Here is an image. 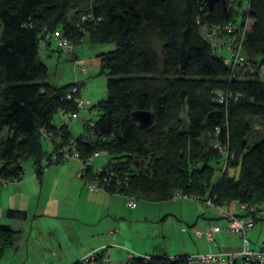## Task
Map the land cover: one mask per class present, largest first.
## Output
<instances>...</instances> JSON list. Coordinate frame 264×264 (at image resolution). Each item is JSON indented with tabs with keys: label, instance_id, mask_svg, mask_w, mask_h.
Wrapping results in <instances>:
<instances>
[{
	"label": "trees",
	"instance_id": "obj_1",
	"mask_svg": "<svg viewBox=\"0 0 264 264\" xmlns=\"http://www.w3.org/2000/svg\"><path fill=\"white\" fill-rule=\"evenodd\" d=\"M227 22L235 24L233 37L242 34L240 52L249 65L264 63V0H217L210 9L205 0H0V131L7 130L0 137V178L19 177L25 159L36 172L65 161L50 154L72 138L81 158L105 151V167L126 176L118 183L121 193L163 200L179 191L220 206L236 202V211L239 202L264 199V74L225 63L201 34L202 25ZM55 31L70 42L66 51L84 33L92 43L114 45L99 53L105 96L91 101L92 136L85 140L64 121L52 120L57 109L72 118L74 104L65 94L71 85L77 94L82 83L47 80L38 44L54 41L60 49L49 36ZM219 89L229 93L226 102L216 100ZM136 109L149 110L151 123L139 125L131 114ZM40 128L51 137H43ZM198 137L208 138V145ZM42 138L49 148L42 149ZM214 140L226 151L219 152ZM212 159L222 162L215 178ZM89 173V179L100 177ZM111 186L101 190L113 193ZM4 215L22 219L26 211L8 206ZM254 215L253 225L264 221ZM18 234L0 224V251L14 245ZM143 253L148 257L126 256V264H186V253ZM77 259L70 264H80ZM238 263L240 258L215 264Z\"/></svg>",
	"mask_w": 264,
	"mask_h": 264
},
{
	"label": "rangeland",
	"instance_id": "obj_2",
	"mask_svg": "<svg viewBox=\"0 0 264 264\" xmlns=\"http://www.w3.org/2000/svg\"><path fill=\"white\" fill-rule=\"evenodd\" d=\"M156 43L157 42L155 41V44ZM113 47L114 45L112 42L92 43L89 41L87 34L84 33L83 38L73 44V48L71 51L55 49L54 41H52V46L50 49L51 52L49 53V55L46 56L42 51H40L39 57L47 65V79L49 81H52L55 84H66L75 82L77 81V79L82 80V83L79 87L80 95L89 97L92 103H94L98 99L105 96V75L100 71L101 67L99 53L108 49H112ZM80 65L84 67V72H80L78 70ZM179 114L182 119V124L185 125V105H182ZM86 116L87 113L78 110V114L75 117L69 118L66 112H61L60 109H57L52 113V120H54V122L57 124H60L62 121H64L68 126L69 132L76 136L79 133L80 120L82 118H85ZM6 133L7 130L5 127H3V129L0 131V137H3ZM198 139L200 141V144L204 141H206V144L208 142V138L204 139L203 137H198ZM40 143L42 149L49 148V145H47L46 140H44L43 138L41 139ZM106 158L107 156L105 154L98 155L94 158V164H103ZM73 163L74 162H72L71 160H65L62 162L57 161L55 162V165L66 164V169L72 170L74 168ZM211 164L213 166V177L215 178L217 177L219 169L222 165L221 159H212ZM22 165L23 169L28 166H30L31 169L33 168L32 162L29 159H25ZM226 170L227 172H230L231 169L227 167ZM236 171L237 165H235L234 167V172ZM50 174H52V172H50L49 175ZM64 178L65 177H63L62 179L64 187L63 190H61V193L64 195L62 204L65 210L67 211L82 209L83 200H80V198L75 195L76 189L73 182L67 183V180H65ZM74 179H72V181ZM76 179L81 184L82 181L78 173H76ZM122 199H124V197ZM124 203L125 199L122 201L121 207H115L116 209L121 210L120 216L122 217L123 221V224L119 225L120 230L118 233L122 236V238L120 239L121 242H124L125 245H120L128 250L135 251L136 253L145 251L146 253L155 254L156 248L154 246L159 245L170 253H189L211 250L217 248L218 246L224 247L225 245H230L232 243V236L223 229H221L219 232L213 233V240L215 241L214 244L212 243V241H207L202 235L195 236L193 234V232L191 231V225H193L194 227L203 228L206 221L218 220L215 219L216 215L214 216V218L206 219L208 218V216H210L211 212L214 211V208L208 206L201 200H195L182 196L177 198H167L163 200L138 198L136 199L135 204L143 209L144 215L141 220L133 224L131 227H128L126 222V219L128 218L126 213L128 212V208H126V205ZM14 204H17L16 200ZM123 205L124 208L122 209ZM73 206H78V208L74 209ZM221 206L227 207L226 204H223ZM133 233L135 234L133 235ZM125 235H127V237H132L133 235L132 240L136 243V245H134V248L127 240H124L123 236ZM245 235L248 238L247 241L253 245H258L260 242H264V221L256 222L249 230L245 232ZM64 237L67 236L65 235ZM64 237L61 233V239H64ZM50 238L52 239L53 236H44L42 242H47ZM60 243L61 246L59 255H57L59 256L57 260H62L63 262L73 260L72 257L69 256V252L70 254H72V251L74 249L72 243L71 245H69L67 243V240H65L64 242L61 241ZM107 244L110 245L109 243ZM108 247L107 249L110 252V249ZM134 249H136L137 251ZM121 250H123L122 256L124 258L125 250ZM39 254H41L43 258L48 257L50 259V262H54V257H51V251L46 247L41 248L38 245L34 246L32 251H29L27 258L25 257L24 252L22 257H20L17 262L23 260L24 263L19 264H34V262H36V255L40 256ZM62 254L65 256V259L61 257ZM80 256L81 255H79L78 257ZM112 258L119 259L121 257ZM2 259L4 263L5 261H9L8 263L12 264V258L10 255L4 254L2 255L1 260ZM45 260L46 259H43L42 261L45 262Z\"/></svg>",
	"mask_w": 264,
	"mask_h": 264
},
{
	"label": "crops",
	"instance_id": "obj_3",
	"mask_svg": "<svg viewBox=\"0 0 264 264\" xmlns=\"http://www.w3.org/2000/svg\"><path fill=\"white\" fill-rule=\"evenodd\" d=\"M51 46V41L49 42L47 40L45 42H40L38 44V54L42 51L43 54L48 56L51 52ZM52 83L55 84L54 82ZM68 160L74 162V168L72 170L66 169V164L55 165V163H51L44 166L38 172H36L34 168L31 169V167L28 166L23 169L22 174L17 178H0V224H8L10 228L19 231L14 245H7L0 251V264H11L8 263L9 261H5L4 263L3 259L1 260L4 254L11 256L12 264L24 263L23 260L20 262L17 261L22 257L24 252L27 258L29 251H32L36 245L41 248L46 247L49 249L51 251V257H54V262H50L48 257L43 258V256L39 254L40 256L36 255V262H34V264H70L84 252L100 244L107 243H111L108 247L111 257H121L123 259V250L121 249L125 250L124 258L128 256V249L120 245L125 244L121 242L120 238H122V236L118 233L120 230L119 225L123 224L122 217L120 216L121 210L115 208L117 206L121 207L122 201L124 200L122 199L123 196L101 189L93 190L86 186L84 187L83 183L81 182L80 184L76 179V173H78L79 170L78 162L73 158ZM50 172H52V174L49 175ZM63 177H65L64 179L67 180V183L73 182L76 189L75 195H77L80 200H83L82 209L65 210L62 204L64 195L61 193L64 187ZM72 179L75 181H72ZM138 198L142 197L136 196L135 202ZM15 200L17 204H14ZM124 204L126 205V203ZM12 205L23 208L26 211V217L22 219L6 217L4 215V210L8 206L14 207ZM226 206V208L230 210H236V202L231 201L226 204ZM73 207L74 209L78 208V206ZM123 208L124 205L122 206V209ZM126 208H128V212H126L128 217L126 222L128 227H131L142 219L144 211L136 204H134L132 208L126 205ZM211 218H214V211H212L210 216L206 219ZM206 223L207 221L205 224ZM61 233L63 237L65 235L67 237L61 239ZM134 234L135 233H133V235ZM229 234L232 236V243L230 245H225L224 247L218 246L211 250L236 249L239 247V239L231 233ZM51 235L53 236L52 239L50 238L47 242H42L44 236ZM132 237H127V235L123 236L124 240H127L134 248L136 243L132 240ZM65 240H67L69 245L72 243L74 247L73 253L70 254L69 252V256H71L73 260L68 262L57 260L59 257L57 255H59L61 246L60 242H64ZM247 240V247L256 245L249 243ZM154 247L156 248L155 253H165L167 255L179 254V252H167L163 247H160V245ZM61 257L65 259L63 254ZM43 259H46L45 262L42 261Z\"/></svg>",
	"mask_w": 264,
	"mask_h": 264
},
{
	"label": "built area",
	"instance_id": "obj_4",
	"mask_svg": "<svg viewBox=\"0 0 264 264\" xmlns=\"http://www.w3.org/2000/svg\"><path fill=\"white\" fill-rule=\"evenodd\" d=\"M243 23L244 25L241 29L245 30L247 26V19H244ZM234 25L235 24L232 22H227L221 25L215 24L212 26L202 25L201 34L208 40L212 50L222 56V60L225 63H228L233 67H245L249 72L254 69L257 74L263 75L264 63H258L257 68H253L240 52V39L242 34H240L237 39L233 37L231 33L234 30ZM49 36L55 40V47L63 50L71 49L70 42L63 37L60 31L50 33ZM80 70L84 71V67L81 66ZM76 90L77 86L71 85V87H69V92L65 94V97L72 100L75 110H83L87 113V116L81 120L78 133L80 135V139L85 140L92 136L90 129L93 125L94 110L92 106L90 107L91 100L88 97L80 95L79 92L73 95L72 92H75ZM228 95L229 93L223 89H219L215 93L216 100L218 101L226 102ZM75 110L68 112V115L74 117L76 115ZM89 113L91 116H88ZM40 132L46 139L51 137V133L43 128H40ZM213 146L217 147L219 152L226 151L225 147L221 146L217 140L213 141ZM101 154L106 153L102 149H94L81 158L78 150L74 146L73 139L70 138L66 143H64V145L58 147L54 151H51L50 157L51 159L59 158V160L74 158L77 160L79 165L78 174L87 188L93 190L103 189L104 185L112 184L111 187L113 193L122 195L125 199L126 205L132 208L135 204V196L130 192L121 193L118 191L120 187L118 183L120 180H125L126 176L121 174L122 177H119L116 173L107 169L104 163L99 165L94 164V158ZM89 169L91 174H100L98 180L89 179L93 177V175L88 177V174H90ZM181 196L194 198L193 196L182 194L179 191H175L171 195V198ZM203 202L214 208L218 220L207 222L203 228L192 226L191 229L193 234L195 236L203 235L206 240L211 241L213 240V233L223 229L227 232H231L237 239H239L240 245L236 249L228 248L218 249L215 251L206 250L186 253V264H215L221 260L232 262L235 258H240V264H252L251 262H254L255 264H264V242H260L258 245L253 247H247V237L245 235V231L257 220L254 215L255 213H257L261 218H264V199L251 202H239L237 211H230L220 205H217L213 203L209 197L204 199ZM238 211H244L245 213L238 214ZM108 246V244H100L99 246L84 252L77 260L80 264H126L124 258H112L107 249ZM128 251V256L131 254H137L148 257V255L143 252L136 253L132 250Z\"/></svg>",
	"mask_w": 264,
	"mask_h": 264
},
{
	"label": "water",
	"instance_id": "obj_5",
	"mask_svg": "<svg viewBox=\"0 0 264 264\" xmlns=\"http://www.w3.org/2000/svg\"><path fill=\"white\" fill-rule=\"evenodd\" d=\"M217 0H205L208 9L211 8L212 4ZM225 5V0H219ZM132 116L136 119L139 125L147 126L152 121V114L149 110L136 109L131 112Z\"/></svg>",
	"mask_w": 264,
	"mask_h": 264
}]
</instances>
